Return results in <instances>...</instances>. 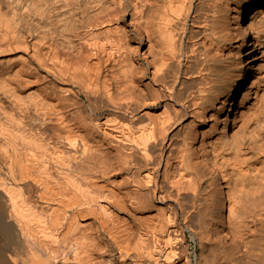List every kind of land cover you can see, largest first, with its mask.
Here are the masks:
<instances>
[{"label": "bare ground", "instance_id": "1", "mask_svg": "<svg viewBox=\"0 0 264 264\" xmlns=\"http://www.w3.org/2000/svg\"><path fill=\"white\" fill-rule=\"evenodd\" d=\"M262 55L264 0H0V264H264Z\"/></svg>", "mask_w": 264, "mask_h": 264}, {"label": "rangeland", "instance_id": "2", "mask_svg": "<svg viewBox=\"0 0 264 264\" xmlns=\"http://www.w3.org/2000/svg\"><path fill=\"white\" fill-rule=\"evenodd\" d=\"M264 55H262V57H261V59L259 60V61H261L260 63L262 64V66H263V68H264ZM261 69V70H259L258 72H255V73H253V76L251 77V80L253 79V81L255 80V79H257V80H255L254 81V83H255V85H254V90L255 89H257V97L259 98H257L256 97V95H255V93H254V95L252 94V96H251V98L247 101V102H245L243 105H242V107L240 108V111L242 110V112H239L240 114V120L239 121H242V119H241V117L242 116H245L244 114H247V113H249L248 111H251L252 109H255L256 111H252L253 113L255 112H257L259 109H256V107L257 108H260V106H261V104L263 103L264 104V92L262 93V91H264V75H263V73H264V69ZM261 72V73H260ZM262 74V75H261ZM263 79H262V78ZM258 79H259V81H258ZM257 84L259 85V86H257ZM257 87V88H256ZM261 91V93H260V91ZM259 91V92H258ZM262 94V98L260 97V95ZM258 99V100H257ZM261 99H262V101H261ZM258 101H259V104H260V102H261V104L259 105L258 104ZM258 104V105H257ZM259 106V107H258ZM250 107V108H249ZM247 108V109H246ZM249 108V109H248ZM251 109V110H250ZM248 110V111H247ZM247 113H246V112ZM245 112V113H244ZM251 112V113H252ZM244 113V114H243ZM243 114V115H242ZM208 123V122H207ZM238 123H240V122H238ZM124 215V214H123ZM124 216H127V215H124ZM193 231L192 230H190V229H185L184 230V233H183V241H182V243H183V247H184V250H185V253L187 254V255H189V257H190V259L192 260V263L193 264H196V259H195V255H197V257H199L200 258V255L201 254H203L201 257H206V258H209V257H211L210 255H212V247L210 246V244H209V242L207 241V239L205 240V239H202V242H201V238L200 237H197L196 238V236L194 235V233H192ZM204 240V241H203ZM197 244V245H196ZM211 247V248H210ZM212 250V251H211ZM212 252V253H211ZM189 253V254H188ZM211 253V254H210ZM185 260V258H183V260H181L179 263L180 264H183V261Z\"/></svg>", "mask_w": 264, "mask_h": 264}]
</instances>
